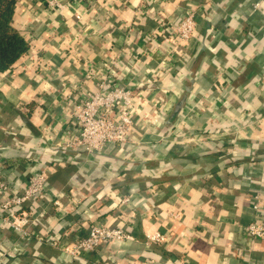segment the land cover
<instances>
[{
	"label": "crops",
	"instance_id": "1",
	"mask_svg": "<svg viewBox=\"0 0 264 264\" xmlns=\"http://www.w3.org/2000/svg\"><path fill=\"white\" fill-rule=\"evenodd\" d=\"M85 1L15 4L12 23L34 38L38 63L19 66L26 50L0 70V179L11 194L46 164L60 197L36 210L26 237L0 219V264H264V238L244 230L256 215L264 223V0ZM188 4L196 28L181 60L154 33ZM110 57L115 82L139 98L131 141L67 147L69 108L95 89L85 74ZM96 221L132 237L76 257L60 250ZM154 231L165 239L147 244Z\"/></svg>",
	"mask_w": 264,
	"mask_h": 264
},
{
	"label": "built area",
	"instance_id": "2",
	"mask_svg": "<svg viewBox=\"0 0 264 264\" xmlns=\"http://www.w3.org/2000/svg\"><path fill=\"white\" fill-rule=\"evenodd\" d=\"M50 9L61 11L72 4L82 3L85 0H42ZM262 0H255L254 8L261 6ZM211 0H202L201 7L210 5ZM198 6L188 4L184 13L175 20L162 23L157 28L156 36L159 49H171L172 58H185L186 54L179 51L182 45L189 43L194 37L196 28V12ZM76 20L82 18L81 11H75ZM27 42L26 59L19 66L24 70L38 63V53L33 47L34 38H24ZM179 50V51H178ZM104 66V70L102 69ZM116 66V59L110 57L99 70L91 68L85 78L92 79L95 89L87 93L83 99L72 102L69 111V123L73 130L63 142L65 146L77 148L85 152L101 150L105 145L124 144L131 141L133 114L136 110L138 97L132 93L131 87L126 82H115L112 68ZM166 69V68H165ZM168 69V67H167ZM48 165L43 164L33 170L24 186L17 192L8 194V184L0 179V219L21 237L30 235V227L36 210L47 209L49 204L59 203V193L51 191L47 186ZM86 189L90 186L86 185ZM252 205L254 210L259 209L257 195ZM33 202L34 208L25 205ZM26 207V208H25ZM244 226L247 234L253 237L264 238V223L257 218ZM117 221V220H116ZM131 233L119 223L92 222L86 234L75 237L71 242L59 239L60 250L70 256H80L92 251L102 243H111L130 239ZM146 243H159L165 237L158 231L146 233ZM58 239V238H57ZM127 264H137L128 262Z\"/></svg>",
	"mask_w": 264,
	"mask_h": 264
},
{
	"label": "trees",
	"instance_id": "3",
	"mask_svg": "<svg viewBox=\"0 0 264 264\" xmlns=\"http://www.w3.org/2000/svg\"><path fill=\"white\" fill-rule=\"evenodd\" d=\"M17 0H0V70L12 65L27 50V42L12 23Z\"/></svg>",
	"mask_w": 264,
	"mask_h": 264
}]
</instances>
